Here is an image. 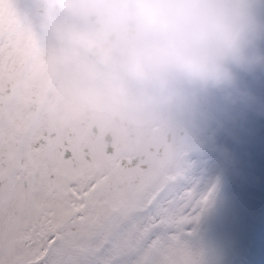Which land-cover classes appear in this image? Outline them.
I'll return each instance as SVG.
<instances>
[{
	"label": "snow or ice",
	"instance_id": "1",
	"mask_svg": "<svg viewBox=\"0 0 264 264\" xmlns=\"http://www.w3.org/2000/svg\"><path fill=\"white\" fill-rule=\"evenodd\" d=\"M218 2L166 6L200 21ZM39 7L44 38L16 0H0V264H195L182 225L208 196L196 200L174 183L185 145L130 156L98 139L95 127L59 123L55 108L70 97L48 88L41 68L94 79L95 62L84 51L92 45L111 50L134 32V43L160 56L170 43L190 48L195 36L169 35L170 26L117 11L123 0H40ZM61 22L70 26L67 38Z\"/></svg>",
	"mask_w": 264,
	"mask_h": 264
},
{
	"label": "rangeland",
	"instance_id": "2",
	"mask_svg": "<svg viewBox=\"0 0 264 264\" xmlns=\"http://www.w3.org/2000/svg\"><path fill=\"white\" fill-rule=\"evenodd\" d=\"M248 1L264 17V0ZM16 3L36 36L46 37L40 0H16ZM41 68L47 73L48 88L70 97L55 108L59 123L95 127L98 139L110 140L130 156L165 144L185 145L183 174L174 183L181 191H194L196 200L208 196L198 209L197 218H189L182 225L180 238L195 264H264V106L242 111L223 126L209 121L205 130L198 133L200 146L190 148L188 135L195 133L194 123L176 110L186 131L182 137L178 132L169 137L158 132L144 133L143 111L139 107H133L129 115L120 116L115 109L110 114L109 98L91 86L82 72L73 69L49 73L46 65ZM243 84L264 101V76H245ZM191 103L194 109L210 110L215 98L211 93L200 92ZM110 105L115 108L113 101Z\"/></svg>",
	"mask_w": 264,
	"mask_h": 264
},
{
	"label": "clouds",
	"instance_id": "3",
	"mask_svg": "<svg viewBox=\"0 0 264 264\" xmlns=\"http://www.w3.org/2000/svg\"><path fill=\"white\" fill-rule=\"evenodd\" d=\"M166 5L167 0H123L117 11H127L146 25L170 26L169 35L193 34L190 48L170 43L166 54L151 55L132 41V32L125 45L105 51L95 45L85 49L95 62V78H86L117 103L175 109L194 123L196 131L189 132L188 146L198 148V133L209 121L223 126L242 111L264 106L243 84L245 76H264V17L248 0H219L215 14L200 21ZM57 27L67 38L70 26L61 22ZM200 92L214 96L210 110L193 108L191 102Z\"/></svg>",
	"mask_w": 264,
	"mask_h": 264
},
{
	"label": "flooded vegetation",
	"instance_id": "4",
	"mask_svg": "<svg viewBox=\"0 0 264 264\" xmlns=\"http://www.w3.org/2000/svg\"><path fill=\"white\" fill-rule=\"evenodd\" d=\"M249 2V1H248ZM113 101V106L110 107V103ZM108 105V111H110V114L114 112V109L117 110L120 114V116L129 115L131 111L133 110L134 106L124 105L117 103L114 100L109 99ZM154 109V110H153ZM140 111L142 112L141 116V122L143 124V130L144 133L147 131H150V134L159 133L162 137H169L171 133L178 132L181 137L186 133V131L182 128V122L178 118V116L175 114V109H165L161 110L159 107H139ZM147 110L149 111V118H146ZM145 118V119H142ZM158 124L154 125V122H157ZM181 123V127H179V124Z\"/></svg>",
	"mask_w": 264,
	"mask_h": 264
},
{
	"label": "water",
	"instance_id": "5",
	"mask_svg": "<svg viewBox=\"0 0 264 264\" xmlns=\"http://www.w3.org/2000/svg\"><path fill=\"white\" fill-rule=\"evenodd\" d=\"M161 110H165V109H171V108H168V107H159ZM173 109V108H172Z\"/></svg>",
	"mask_w": 264,
	"mask_h": 264
}]
</instances>
